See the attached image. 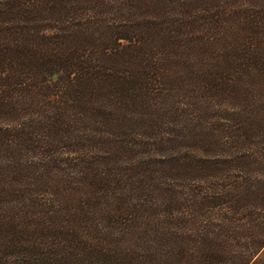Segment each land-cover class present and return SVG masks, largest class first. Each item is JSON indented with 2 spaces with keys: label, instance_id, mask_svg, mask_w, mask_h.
I'll use <instances>...</instances> for the list:
<instances>
[{
  "label": "trees",
  "instance_id": "1",
  "mask_svg": "<svg viewBox=\"0 0 264 264\" xmlns=\"http://www.w3.org/2000/svg\"><path fill=\"white\" fill-rule=\"evenodd\" d=\"M222 1L0 0V264L260 263L250 190L223 182L236 165L257 169L198 144L215 103L238 110L237 132L264 129V0L237 24ZM162 88L184 101L167 139L151 113ZM118 133L193 144L131 167L119 158L138 154L104 139ZM95 144L108 151L83 153ZM41 190L51 200L36 204Z\"/></svg>",
  "mask_w": 264,
  "mask_h": 264
},
{
  "label": "rangeland",
  "instance_id": "2",
  "mask_svg": "<svg viewBox=\"0 0 264 264\" xmlns=\"http://www.w3.org/2000/svg\"><path fill=\"white\" fill-rule=\"evenodd\" d=\"M248 1V3H247ZM256 0H224L220 2L218 7L219 13H224L225 17L231 19V23L237 24L242 17V14L248 12V10L256 11ZM216 11L211 10L208 13H204L205 16L214 15ZM206 23V22H205ZM162 88L160 100L154 101L152 104L155 109L151 111L154 117V122L157 123V127L161 128V130H165L164 139L169 134L170 130L165 126V120L169 118L167 121L170 122V125H177L184 119L183 116V108L181 106H177L178 103L183 105L184 101L175 100L172 101L170 99H164V95L166 94V90ZM159 91V92H160ZM217 106L213 107V111L211 117L204 118L203 126L212 127L214 130V134H202V137L199 139V146L202 148L206 147L203 151H207V155L211 156L210 159H218L223 160L225 156L233 158L234 154L243 155L245 158L242 160H248L251 164L249 170L257 169L256 171L246 172L244 169L241 170L240 164L236 165L230 169L226 174V179L229 185H235L237 192L242 196L245 195V190H250V195L247 198V206H245V210L243 211V216L245 217V222L248 227L246 230H249L251 225H260L264 228V129H260L256 126L254 130L247 136L245 133L237 132L236 126L233 122L237 119L236 115L239 114L238 110H233V106H219L227 103H215ZM161 114V116H157V111ZM247 112L253 110V106H249ZM257 110V109H256ZM188 112L194 116H199L200 112L196 106L193 105V108L188 110ZM146 119V118H145ZM151 122V119H146ZM2 124H0L1 126ZM196 128V131H202L200 129L201 126L197 124H193ZM203 128V127H201ZM181 129V128H179ZM164 132V131H162ZM192 140L197 139V136L193 132L189 133ZM155 141L152 138H145V141H138L139 138L136 136H132L128 139L120 136V133L113 134L110 136H104V139L110 140V142H117L126 147V149H130L134 154H138V158L131 163L129 156L119 158L123 165H133L135 162H139V164L146 165L148 162H155V159H161L165 157L167 161H173L172 154L179 155L185 154L186 146L191 145L193 143H184L180 140L171 139V142L165 143L160 137L154 136ZM171 137V136H167ZM103 139V140H104ZM105 143H107L104 140ZM67 142H60L54 147V151H58L60 149L69 150V146L66 145ZM138 143L140 146L136 145ZM219 145V146H218ZM175 151H171V150ZM72 151H78L77 148H73ZM96 151H108L106 146L104 148H99L97 145L90 146L83 151L85 155L89 157L99 156L101 157V153H96ZM67 151H60V153H64ZM84 154H82L84 156ZM78 156L72 155V159H76ZM84 158V157H83ZM125 159V160H124ZM202 159V158H201ZM120 160H117V163H120ZM240 160V161H242ZM31 160H27L24 163V166L28 165ZM238 161V162H240ZM237 162V163H238ZM1 165H3L1 163ZM23 166V167H24ZM115 166V165H114ZM148 167V166H147ZM127 168V167H125ZM220 178L219 176H217ZM235 177V178H233ZM243 181V186H240V183ZM48 191V190H46ZM64 196L73 197L66 191H63ZM238 196V195H236ZM75 198V197H74ZM77 199V197H76ZM236 199V198H234ZM38 200L35 202L36 204H41L51 200V196L49 193H45V191L41 190L40 196L36 198ZM34 202L23 199L22 197H17V203L14 206L18 207L20 205H31L35 204ZM235 251H239L237 248ZM258 264H264V249H262L257 255Z\"/></svg>",
  "mask_w": 264,
  "mask_h": 264
}]
</instances>
